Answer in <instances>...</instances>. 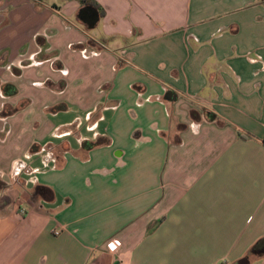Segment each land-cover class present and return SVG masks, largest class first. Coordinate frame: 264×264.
Masks as SVG:
<instances>
[{
    "label": "crops",
    "instance_id": "obj_1",
    "mask_svg": "<svg viewBox=\"0 0 264 264\" xmlns=\"http://www.w3.org/2000/svg\"><path fill=\"white\" fill-rule=\"evenodd\" d=\"M92 1L0 0V264H264V0Z\"/></svg>",
    "mask_w": 264,
    "mask_h": 264
},
{
    "label": "trees",
    "instance_id": "obj_2",
    "mask_svg": "<svg viewBox=\"0 0 264 264\" xmlns=\"http://www.w3.org/2000/svg\"><path fill=\"white\" fill-rule=\"evenodd\" d=\"M80 2L83 4L84 8H88V7H92L93 9H96V10H99L100 11V14L101 16L104 15L102 9L100 8L99 5H97V3H95L94 1L92 0H80ZM192 115L193 117L195 118L196 117V113L195 112H192ZM250 254L252 255H262L264 254V238L261 239L260 241H258L254 246L253 248L251 249L250 251Z\"/></svg>",
    "mask_w": 264,
    "mask_h": 264
},
{
    "label": "water",
    "instance_id": "obj_3",
    "mask_svg": "<svg viewBox=\"0 0 264 264\" xmlns=\"http://www.w3.org/2000/svg\"><path fill=\"white\" fill-rule=\"evenodd\" d=\"M88 8L82 9L80 11V19L84 23V25L91 29L99 22L100 17L96 10L93 11Z\"/></svg>",
    "mask_w": 264,
    "mask_h": 264
},
{
    "label": "built area",
    "instance_id": "obj_4",
    "mask_svg": "<svg viewBox=\"0 0 264 264\" xmlns=\"http://www.w3.org/2000/svg\"><path fill=\"white\" fill-rule=\"evenodd\" d=\"M58 234V233H57ZM121 246L119 240H113L108 244V250L112 253L116 252Z\"/></svg>",
    "mask_w": 264,
    "mask_h": 264
},
{
    "label": "rangeland",
    "instance_id": "obj_5",
    "mask_svg": "<svg viewBox=\"0 0 264 264\" xmlns=\"http://www.w3.org/2000/svg\"><path fill=\"white\" fill-rule=\"evenodd\" d=\"M94 31V33H97L99 30H98V28L97 29H95V30H92V32ZM21 213H23L22 211H21ZM252 264H261V261H254Z\"/></svg>",
    "mask_w": 264,
    "mask_h": 264
},
{
    "label": "flooded vegetation",
    "instance_id": "obj_6",
    "mask_svg": "<svg viewBox=\"0 0 264 264\" xmlns=\"http://www.w3.org/2000/svg\"><path fill=\"white\" fill-rule=\"evenodd\" d=\"M88 9H91V10H93V11H94V9H93L92 7H89ZM87 11H89V10H87Z\"/></svg>",
    "mask_w": 264,
    "mask_h": 264
}]
</instances>
